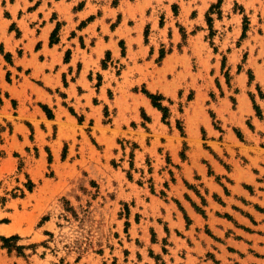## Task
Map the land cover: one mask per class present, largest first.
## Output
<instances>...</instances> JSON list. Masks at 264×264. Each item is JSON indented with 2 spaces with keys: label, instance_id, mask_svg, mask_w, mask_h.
Returning <instances> with one entry per match:
<instances>
[{
  "label": "rangeland",
  "instance_id": "obj_1",
  "mask_svg": "<svg viewBox=\"0 0 264 264\" xmlns=\"http://www.w3.org/2000/svg\"><path fill=\"white\" fill-rule=\"evenodd\" d=\"M262 223L264 0H0V264H262Z\"/></svg>",
  "mask_w": 264,
  "mask_h": 264
},
{
  "label": "crops",
  "instance_id": "obj_2",
  "mask_svg": "<svg viewBox=\"0 0 264 264\" xmlns=\"http://www.w3.org/2000/svg\"><path fill=\"white\" fill-rule=\"evenodd\" d=\"M187 212L189 215L193 214V217L195 218V220L200 219L199 218L200 214L198 212H196L195 210L192 211L190 209H187ZM217 218H218V220H217L218 223L223 222V218L218 217V216H217ZM224 223L226 224L227 222H224ZM258 225H260L261 230L264 231V223L258 224ZM194 226H195L194 230L196 231V228H198L199 225L194 224ZM229 227H230V225L227 224L224 227V229H227ZM189 232H192V226L189 227ZM253 234L254 233H249V232H247V234H245V232L243 231L241 234L243 237H240L238 239H231L230 241L227 242L226 245H230L231 247L235 248L237 258H239L241 261H245V263L257 262V263L264 264V257L263 256L258 257L249 251L250 249H252L254 247V244H255L253 242V239H255V235H253ZM261 235L262 234L257 235L259 237V240L256 242L255 249L257 251H259L260 253L264 254V234H263V236H261ZM205 241H207V240H205ZM208 245H209V247H212L211 244H208ZM202 247L204 248L203 245H202ZM241 252L243 253V255L240 254ZM219 253H223V251H219ZM190 255L192 258H195V259L197 258V256L195 257V255L193 253H191Z\"/></svg>",
  "mask_w": 264,
  "mask_h": 264
},
{
  "label": "trees",
  "instance_id": "obj_3",
  "mask_svg": "<svg viewBox=\"0 0 264 264\" xmlns=\"http://www.w3.org/2000/svg\"><path fill=\"white\" fill-rule=\"evenodd\" d=\"M148 97H150L152 104L156 107H158L159 109H161L164 112V116H165V112L167 111V108L163 107L158 101L157 99H159V96L157 97L156 95H153L151 93L146 92ZM49 111V110H48ZM50 113V112H49ZM49 116H51V113L49 114ZM11 239H13V237H10ZM10 238H4L2 237L3 241L6 242L8 241Z\"/></svg>",
  "mask_w": 264,
  "mask_h": 264
},
{
  "label": "bare ground",
  "instance_id": "obj_4",
  "mask_svg": "<svg viewBox=\"0 0 264 264\" xmlns=\"http://www.w3.org/2000/svg\"><path fill=\"white\" fill-rule=\"evenodd\" d=\"M8 228H9V227H8ZM8 228L3 227V228L0 229V231H1V232H4V233H7V232H9L10 230H12V229H10V228L8 229Z\"/></svg>",
  "mask_w": 264,
  "mask_h": 264
}]
</instances>
